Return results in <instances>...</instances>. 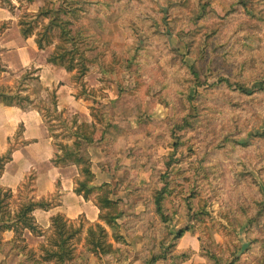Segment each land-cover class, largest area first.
Here are the masks:
<instances>
[{
    "label": "rangeland",
    "instance_id": "374dc122",
    "mask_svg": "<svg viewBox=\"0 0 264 264\" xmlns=\"http://www.w3.org/2000/svg\"><path fill=\"white\" fill-rule=\"evenodd\" d=\"M243 1L227 16L235 0H0V154L13 151L0 176V212L6 219L0 217V237L6 241L0 244V260L17 252L9 242L17 239L28 264H52L43 260L53 243L48 213L36 210L33 235L25 231L17 238L4 229L24 202L46 194L42 198L53 202L74 200L63 215L69 225L82 227L74 242L77 253L84 249L88 228L98 222V192L83 200L75 192L84 179L80 167L55 165L52 158L61 152L60 143H73L78 129L90 132L94 125L93 140L81 138V152L96 174L90 186L110 182L128 213L122 226L128 243L121 245L128 258L86 250L88 264H147L155 251L167 255L176 244V253L188 255L179 264H186L199 243L206 264L207 254L220 264H264V213L255 224H231H240L243 215H259L256 198L264 204V138L255 137L249 147L237 146L224 158L206 155L225 131H264V96L232 107L224 98L230 89L202 88L189 73L197 69L202 80L250 76L245 54L260 53L244 46V36L251 35L264 51V0L249 6ZM60 5L75 9L61 14L72 21V33L81 29L90 37L92 58L84 76L48 61L54 45L46 47L48 56L43 51L22 59L19 46L31 54L30 45L37 46L35 38L48 22L37 16L39 10ZM36 20L34 33L25 37L21 22ZM217 42L223 44L219 49ZM138 45L145 62L127 67ZM170 49L186 63L162 66L161 50ZM5 94L14 97V105L5 104ZM93 113L102 121L95 123ZM185 118L189 125L183 124ZM36 156L45 162L38 164ZM164 176L172 187L166 206L174 215L166 224L152 201ZM180 229L184 235L176 239Z\"/></svg>",
    "mask_w": 264,
    "mask_h": 264
},
{
    "label": "trees",
    "instance_id": "16d2710c",
    "mask_svg": "<svg viewBox=\"0 0 264 264\" xmlns=\"http://www.w3.org/2000/svg\"><path fill=\"white\" fill-rule=\"evenodd\" d=\"M232 2L230 7L227 8L226 15L229 16L231 9L240 4L241 0H235ZM253 0H244L243 4L249 6L250 2ZM206 2V1H205ZM226 8V7H225ZM74 14L75 9L68 7V5H60L59 8H42L39 10L37 16L48 18V22L43 24L42 28L38 32V36L35 38L38 48L46 49L47 46L54 45V51L48 58V61L65 68L67 71L73 72L76 70L78 76H84L89 71L88 63L92 56L90 51L93 47H88L90 38L89 35L83 33L80 29L76 33H72V29L69 27L72 22L68 18H64L61 14ZM38 24V21L31 22H21V31L25 37L31 36ZM58 38V39H57ZM57 39V40H56ZM244 46L254 48L260 54L264 51L261 50L259 42L253 38L251 35L247 34L244 36ZM139 46V45H138ZM136 46L135 53L127 61V67H131L132 64H140V62H145V58L142 59V47ZM223 44L217 42L216 48L219 49ZM212 54L216 55V52L212 49ZM168 53V54H166ZM254 51H250L245 54V63L249 65L251 69L250 76L248 78H232L227 74H219L218 79L209 80L201 79V73L192 68L189 73L195 76L197 84L202 86V88H213L216 87H227L231 91L228 92L224 98L228 105L232 107H241L242 101L244 99H254L261 94L264 96V58ZM162 58L158 59L159 63L167 65V63H186L184 61V56L180 54L177 50L170 49L165 52L161 50ZM204 56V54H202ZM168 66V65H167ZM192 72V73H191ZM11 99L14 97L10 95H4L3 101L7 105H14V101ZM21 100V98H20ZM20 100L17 103L22 107ZM95 123L102 121V119L97 117L93 113ZM183 124L189 125L190 121L188 118L183 120ZM95 127L93 125V130L87 132L82 129L76 131V137L73 143H60L61 152H57L52 161L55 165H67L76 164L80 167L81 172L84 175V179L78 182V187L75 192L83 195L85 198L89 199V195L93 192L97 193V207L99 209L98 222L94 226H90L87 230L86 244L84 249L79 253L76 252V243L74 239L82 233V227H74L69 225L67 219L63 214L57 213L51 216L52 226H53V243L51 247L46 249L43 260L48 263V261H53V264H85L91 260L86 250H91L89 253L93 252L100 256L113 257L115 259H126L127 252L121 246L122 244H127L128 239L125 232L122 230L123 222L127 218L128 213L124 209L122 200L115 198V190L113 189L110 182H104L101 185H91L96 178V174L92 170V161L90 158L86 157L81 152L82 140L81 138L92 141L94 136ZM255 137L264 138V131L255 132L253 129H249L244 133L241 131H225L223 137L208 149L209 152L206 155L211 154L213 159L224 158L232 150L237 149V146L242 148H247L252 144V139ZM243 138V141H240ZM13 159L12 148L1 155L0 154V176L6 166V163ZM211 162V161H210ZM163 180L159 182L160 186L157 187L155 192L153 191L152 201L154 203L153 209L155 214L158 216L163 224H166L171 220L174 215L170 213L166 206V198L170 196L172 192V187L167 176L163 177ZM1 195V193H0ZM262 198H256L255 201L260 207L259 215L255 218L243 215L240 220V224H234L233 226H243L245 223L255 224L259 221L260 216L264 213V204L262 203ZM53 207L52 201L48 199H29V201L24 202L23 207L17 213V219H13L12 224H8L4 229L9 231H14L17 238L22 237L26 228H30L37 231V224H35L36 216L33 215L34 211L37 209L49 210ZM0 217L5 219L0 212ZM227 219H229L227 217ZM6 220V219H5ZM34 221V222H33ZM165 226V225H164ZM185 229H180L179 233L176 235V239L181 238L184 235ZM169 232V231H168ZM170 237L172 234L169 232ZM110 237L113 239L110 240ZM3 240L0 237V242ZM17 239L10 240V244L15 246L19 252L25 253V246L22 242L16 241ZM161 242V241H160ZM163 244V243H162ZM165 244L168 245V241L165 240ZM118 245V246H117ZM120 245V246H119ZM176 245L171 246V252L167 255L163 254L162 250L155 251L151 260H148L147 264H155L158 261H164L165 264H179L182 258L187 257L186 253H176ZM125 251V255L124 254ZM26 254V253H25ZM27 256V254H26ZM210 264H220L217 261V256L213 257V262L209 258ZM27 259H29L27 257ZM88 264V263H87Z\"/></svg>",
    "mask_w": 264,
    "mask_h": 264
},
{
    "label": "crops",
    "instance_id": "0c3cea01",
    "mask_svg": "<svg viewBox=\"0 0 264 264\" xmlns=\"http://www.w3.org/2000/svg\"><path fill=\"white\" fill-rule=\"evenodd\" d=\"M30 46H31V49H32V53L31 54H29L27 52V50L25 49L24 45L19 46V48L22 51V55H21V51L19 53L22 56V59H26V60L30 59V60H32L34 55L39 56V53H41L43 51H47L48 52L47 56L49 55L50 51H49L48 48L39 49L38 46H34L33 44L30 45ZM34 158L37 159V163L38 164H41L42 162H45L41 157L39 158L38 156H36ZM51 158H52V156H51ZM50 163H52L51 160H50ZM45 165L48 166L46 163H45ZM50 185H51V183H50ZM43 196H46L44 198H48L47 197L48 194L43 195ZM43 196L38 197V199L42 198ZM81 197H82L83 200H85V197H83V196H81ZM52 203H53V207L50 208L49 210L37 209V211L40 212L42 210L44 213H48V215H47L48 218H51L52 215H55L57 213L65 214V213H67V210L71 209V205L74 204V200L70 202V199L65 198V199H60L57 202H53V200H52ZM34 215L35 216L38 215V213H36V210L34 212ZM41 220H43L42 217H41ZM35 224H37V223H35ZM25 231H29L30 235H33L34 232H37V231H34V230L30 229V228H26ZM25 231H24V236L26 235ZM5 242L6 241H4V239H3L0 244L3 245V244H5ZM200 246H201L200 243L194 246V250L196 251V253L194 255V258L191 261L187 262L186 264H206V259L199 254ZM181 249H183V247L181 245H179L177 250L181 251ZM48 263H52L53 264L54 262L53 261H48ZM0 264H28V259H27V256H26V254L24 252H19L17 250V252H12V253L9 252L5 259L3 257L0 260Z\"/></svg>",
    "mask_w": 264,
    "mask_h": 264
}]
</instances>
